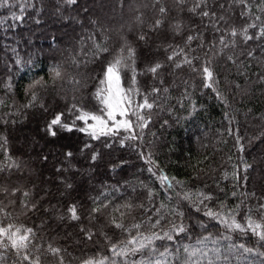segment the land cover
Masks as SVG:
<instances>
[{"label": "trees", "instance_id": "16d2710c", "mask_svg": "<svg viewBox=\"0 0 264 264\" xmlns=\"http://www.w3.org/2000/svg\"><path fill=\"white\" fill-rule=\"evenodd\" d=\"M198 2L0 0V227L13 225L21 234L32 229L27 249L32 264L37 258L38 264H60L61 258L63 264H83L105 257L106 264H124L112 245L122 248L138 233L142 238L165 231L173 240H154L126 257L128 264H186L185 246L207 251V257H197L203 264L208 259L264 264V241L247 226L249 217L264 224V210H259L264 204V0H246L247 7L239 0H206L195 8ZM245 28L253 39L245 41ZM129 48L134 64L127 59ZM121 49L127 64L121 68L122 86L139 89L137 97L147 96L153 104L141 111L148 122L139 139L124 140L122 146L129 135L122 130L93 140L59 126L50 135L47 128L56 115L72 124L73 105L98 112L93 94ZM156 63L162 67L153 75L147 69ZM203 66L213 71L216 92L203 86ZM154 88L160 91L153 93ZM76 126L83 124L76 121ZM161 172L175 177L172 189L161 188ZM184 193L191 200L181 199ZM201 193L212 199L200 204ZM128 203L136 207H121ZM72 206L78 220L71 219ZM205 206L245 230L230 231L210 220ZM173 209L184 214L186 231L179 235L172 231L173 223L181 222ZM113 219L123 227L116 228ZM49 246L60 249L59 255ZM23 255V250L18 256L11 247H0V264H29Z\"/></svg>", "mask_w": 264, "mask_h": 264}, {"label": "snow or ice", "instance_id": "6c2138e0", "mask_svg": "<svg viewBox=\"0 0 264 264\" xmlns=\"http://www.w3.org/2000/svg\"><path fill=\"white\" fill-rule=\"evenodd\" d=\"M178 2H183V0H178ZM240 3L244 4L245 7H247L246 0H239ZM69 3H75V0H69ZM201 4H206V0H199V2L195 5V8L201 7ZM195 8L192 9V11H195ZM160 12H165L164 8L160 9ZM203 17H209L210 13L208 11H203L201 13ZM259 19V17H257ZM160 21H157L156 27L160 26ZM179 25H177V28ZM249 27H255V25H249ZM248 30L245 28L243 30V36L245 41L253 39V36L247 34ZM231 36L235 37L237 35V31L233 29L231 31ZM260 36L264 37V28L260 29ZM143 39V37H141ZM193 39V37L189 36L188 41L190 42ZM221 44L224 43L223 38H221ZM102 52H107V48H101ZM123 49H121V54L118 55L116 58H114L112 61H110L104 68L103 71V78L100 80V86L96 89L95 93L93 94L94 99L97 101V104L100 106L98 112H91L88 110H85L77 105H73V109H75L77 115L75 116V119L73 120L72 124L69 125L67 123H62L61 116L62 114L56 115L49 123L47 131L50 133V135L55 136L56 132L54 131V126H59L60 128L71 132L74 129L84 133L85 135L89 136L91 139L96 140L99 139L102 135H117L119 133V130L123 128L126 132L131 133L128 136H125L121 140V144L123 146L124 140H136L138 137L135 135V132L133 130V121L131 119H127L125 117L128 116H134L136 117V124L135 126L140 128L141 130L147 126V120L143 115H141V111L143 109H149L151 110L153 107L152 103L148 102L147 96H144L143 103H137L134 99V94H139V89L135 87H131L128 89H125L122 86L121 82V68L127 67V64L125 62V57L123 55ZM181 50L180 52H174L172 55L168 56V60H173L176 55L182 54ZM134 50L128 49L127 59L132 60L133 64L134 61ZM98 58V57H97ZM231 59V57H229ZM184 63L191 65L192 60L189 59L187 56H184ZM181 63H177L175 67L179 68L181 67ZM162 67L161 63H156L154 66L147 69V71L151 72L153 75H155L158 70ZM193 71H198L197 68L193 67ZM201 72L202 78L204 80V87L211 88L214 92H216V88L214 87V84L216 81L214 80V74L210 67L203 66L202 69H199ZM55 75L57 77L60 76V72L56 71ZM36 83H40L37 81ZM136 84V72L135 69H132V85L135 86ZM31 87V86H30ZM160 89L154 88L153 93H158ZM167 91V89H165ZM217 97H219V93H217ZM36 97L33 95V101H35ZM121 117V119L117 120V117ZM76 121L82 122L83 126L77 127ZM91 122V123H90ZM111 122V123H110ZM6 143V141H5ZM237 143H239V139L237 140ZM85 147H90V145H85ZM240 151H243V148H240ZM68 157L72 156L71 152H68L66 154ZM143 155V154H141ZM97 158V154L92 155V160L95 161ZM46 159V157H45ZM149 163H152L150 158L148 159ZM250 167L248 165H245V170ZM2 170V169H0ZM149 172H152V168L148 169ZM153 175L155 173L153 172ZM158 180L160 182L161 188L167 190L173 188L172 181L175 180V177L169 178L167 175H165L163 172L160 173L158 176ZM177 184L181 183L180 181H176ZM70 187V185H69ZM25 196L28 195L27 192L24 193ZM149 197H152L154 195L152 190H149L148 193ZM202 199H200L199 203L203 204L204 200H211L212 197L206 194L201 193L200 194ZM191 195L189 193H184L181 197V199L184 200H191ZM106 206V205H105ZM121 207H125L129 210L136 207V205H133L131 203L122 205ZM139 207H143V205H139ZM164 205H161V208H163ZM99 209H93V211H98ZM259 210H264V204H261L259 206ZM71 213V219L72 220H78L79 216L77 215V209L75 206H72L69 209ZM196 211H201L200 207H196ZM173 213L181 218V222L179 224L173 223L172 231L175 232L177 235L180 233H184L186 231V226L183 224V212L179 211L178 209H173ZM157 214L159 216V210H157ZM203 214L208 217L210 220H216L218 223L224 224L227 226V228L231 230H240L244 231L245 229L241 226V224L237 223L235 219L233 218L231 223L228 222V219L224 217V215L219 211H213L212 209L207 208L205 206V210L203 211ZM231 215V213H229ZM112 223L114 226L118 229L122 228L123 225L121 223L116 222L115 219L112 220ZM160 224V218H158L153 224L152 227L155 228ZM200 226L202 228L207 227L206 223H201ZM248 228L256 235L259 236V239L261 241H264V224L261 223H255L250 217L248 218ZM13 225H8L6 227H0V247H3L7 249L8 247H11L18 256H20L21 251L23 250L24 255L22 256V260L29 261V264H32V261L30 260L29 255L27 254L28 249V243L30 241V236L32 235V229H26L23 234H21L20 228H15L13 230ZM136 229H139L141 227L140 224L134 225ZM89 239H91V235L88 236ZM167 239L168 241L173 240V235L170 234V232L165 231L164 234L161 236L157 233H153L150 236H143L142 238L139 236V233L137 236H131L124 247H119L118 245H112L111 252L116 257H122L124 259V264H128V261L126 257L129 255H135L138 252H141L145 249H148L149 245L153 243L154 240H163ZM210 239V237H205L204 240ZM225 239H228V237H225ZM5 240L8 243H5ZM203 242V241H201ZM131 245V247H128ZM241 248H244L243 245H240ZM152 252H155V248L149 249ZM49 251L53 255H59L60 249L52 248L49 246ZM215 252L219 253V249H215ZM244 251L251 252L252 249L244 248ZM184 252L186 253L188 259L186 260V264H203L202 260L197 259V257H207L208 252L203 251L201 249H192L190 250L187 246L184 248ZM166 253L162 252L160 253L161 256H164ZM0 259H3V257H0ZM107 257H105L102 260L94 261L93 259H88L83 262V264H106ZM37 264H38V258H37ZM60 264H63V259H60ZM113 264H115V261H113ZM132 264H137L136 261H133ZM141 264H143V261H141ZM148 264H163L161 261H148ZM208 264H214V261L212 259H208Z\"/></svg>", "mask_w": 264, "mask_h": 264}, {"label": "rangeland", "instance_id": "374dc122", "mask_svg": "<svg viewBox=\"0 0 264 264\" xmlns=\"http://www.w3.org/2000/svg\"><path fill=\"white\" fill-rule=\"evenodd\" d=\"M134 99H135V101H136L137 103H143L142 98L137 97L136 94H134ZM125 118H127V119H131V120L133 121V130H134V132L136 133V136H137L138 139H139V137H140V133H141V129L135 126V124H136V117H134V116H128V117H125ZM119 119H121V117L118 116V117H117V120H119ZM90 123H91V122H90ZM110 123H111V122H110ZM120 130L126 132L123 128H121ZM136 131H137V132H136ZM126 133H128L129 135L131 134V133H129V132H126ZM138 139H136V140H138ZM63 178L67 179L68 177H67L66 175H63ZM47 183H48V181L45 182V185H46ZM48 184H49V183H48Z\"/></svg>", "mask_w": 264, "mask_h": 264}]
</instances>
